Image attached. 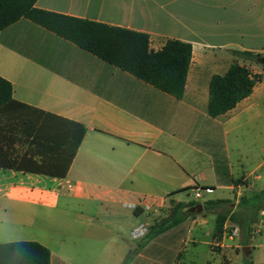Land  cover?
Wrapping results in <instances>:
<instances>
[{"label": "crops", "instance_id": "0c3cea01", "mask_svg": "<svg viewBox=\"0 0 264 264\" xmlns=\"http://www.w3.org/2000/svg\"><path fill=\"white\" fill-rule=\"evenodd\" d=\"M35 6L146 34L153 52L169 41L190 44L192 59L178 100L29 20L1 31L0 77L12 84L13 98L81 124L86 133L63 179L0 167V244L37 242L49 249L51 264H123L129 254V264H183L188 246L205 236L221 251L211 250L218 259L204 264H238L242 243L225 240L234 243L243 232L215 240L216 220L212 231L205 229L206 212L142 248L143 239L131 233L149 229L177 205L187 213L197 202L226 200V210L242 213V199L264 191V66L236 55L264 57V0H37ZM235 63L260 80L233 110L212 118L210 83ZM15 139L21 154L25 138ZM0 149L7 151L4 143ZM222 211L208 213L217 219ZM263 227L261 211L252 264H264ZM236 228L225 223V232Z\"/></svg>", "mask_w": 264, "mask_h": 264}, {"label": "trees", "instance_id": "16d2710c", "mask_svg": "<svg viewBox=\"0 0 264 264\" xmlns=\"http://www.w3.org/2000/svg\"><path fill=\"white\" fill-rule=\"evenodd\" d=\"M36 3L37 0H0V32L21 19L29 20L156 89L178 100L183 98L192 59L190 44L169 41L163 50L153 52L146 34L47 12L37 9ZM236 55L257 63L261 58L252 53L236 52ZM259 80V76H252L248 69L236 63L224 76H215L210 83L209 116L217 118L233 110L253 93ZM85 133L81 124L17 102L12 84L0 77V146L4 143L7 147L4 153L0 149L1 168L63 179ZM19 135L25 139L18 145L26 147L21 154L13 149L15 136ZM230 203L219 200L203 204L206 213L224 209L217 214L214 239H222L225 223L230 221L246 234L244 246H248L255 220L264 211V191L250 199L243 198L242 213L226 210ZM184 209L183 205H177L167 218L153 224L139 248L194 216ZM131 259L129 254L123 264H129ZM0 264H51V253L37 242L0 244ZM246 264H252L251 257Z\"/></svg>", "mask_w": 264, "mask_h": 264}, {"label": "rangeland", "instance_id": "374dc122", "mask_svg": "<svg viewBox=\"0 0 264 264\" xmlns=\"http://www.w3.org/2000/svg\"><path fill=\"white\" fill-rule=\"evenodd\" d=\"M260 173H263V172L261 171ZM197 204H202V202H197ZM203 214L204 213H202L201 215H203ZM205 214L207 215V220L209 222L208 226L205 227V229L208 228L209 230L212 231L213 227L215 226V220L216 219L212 214H209V213H205ZM193 218H198V216H194ZM237 230L240 232V228H238ZM227 232L230 233L231 230L227 229ZM204 234H205V231H204ZM263 238H264V227H263ZM211 240H212V237H205L204 236L203 238H201V241H202L201 244H199L197 246L189 245L188 249H186L187 251L185 253V258H184L183 264H192V263L193 264H204L209 259H212V257H215L216 259H218V255L212 254V251L215 253H220L221 249L217 245H212L210 247L207 244V242L209 243ZM245 240H246V234L243 232L241 239H236V241L234 243L230 242L227 239V240H225V244L235 246V245L240 244V242H241L242 243L241 245H243L242 246V248H243V247H246V246H244ZM216 242L217 241H215V243ZM252 242L254 244L258 243V239L256 238L255 235H254V240L252 238ZM262 242H264V241H262ZM239 253H240V259H238V261H237V259H235V261H236L235 263L246 264L247 258L245 257L244 253L242 252V249L240 250ZM233 254H234V256H236L235 253H233ZM251 262H252V258H251Z\"/></svg>", "mask_w": 264, "mask_h": 264}, {"label": "built area", "instance_id": "2783aa9c", "mask_svg": "<svg viewBox=\"0 0 264 264\" xmlns=\"http://www.w3.org/2000/svg\"><path fill=\"white\" fill-rule=\"evenodd\" d=\"M194 195H195V198L197 200H201V201H204V196H203V192L200 190V189H196L194 191ZM148 231L149 229L145 226H140L138 227L137 229L133 230L132 233H131V237L134 239V240H141L143 239L147 234H148ZM238 230L237 229H232L230 233H228L227 231L225 232L226 234H229V237L230 238H234L238 235Z\"/></svg>", "mask_w": 264, "mask_h": 264}, {"label": "water", "instance_id": "95a60500", "mask_svg": "<svg viewBox=\"0 0 264 264\" xmlns=\"http://www.w3.org/2000/svg\"><path fill=\"white\" fill-rule=\"evenodd\" d=\"M260 64L264 66V57L259 59ZM187 213L190 215H201L204 213V205L203 204H196L187 210ZM253 238V229H251L250 241L249 245L243 248V253L246 257L250 256L251 252V243Z\"/></svg>", "mask_w": 264, "mask_h": 264}]
</instances>
